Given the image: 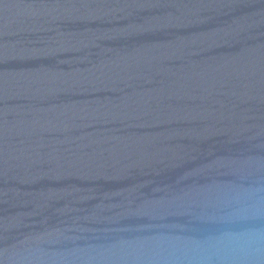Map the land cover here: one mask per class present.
<instances>
[{
  "label": "water",
  "instance_id": "obj_1",
  "mask_svg": "<svg viewBox=\"0 0 264 264\" xmlns=\"http://www.w3.org/2000/svg\"><path fill=\"white\" fill-rule=\"evenodd\" d=\"M0 264H264V0H0Z\"/></svg>",
  "mask_w": 264,
  "mask_h": 264
}]
</instances>
